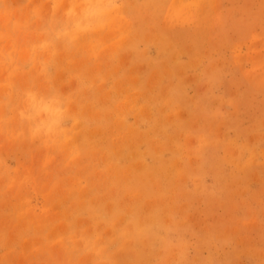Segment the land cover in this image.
Masks as SVG:
<instances>
[{
    "label": "rangeland",
    "instance_id": "rangeland-1",
    "mask_svg": "<svg viewBox=\"0 0 264 264\" xmlns=\"http://www.w3.org/2000/svg\"><path fill=\"white\" fill-rule=\"evenodd\" d=\"M0 264H264V0H0Z\"/></svg>",
    "mask_w": 264,
    "mask_h": 264
}]
</instances>
